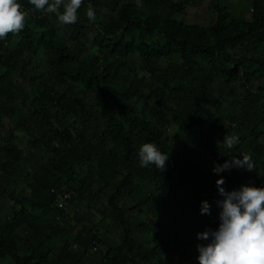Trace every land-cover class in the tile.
<instances>
[{
  "label": "trees",
  "instance_id": "1",
  "mask_svg": "<svg viewBox=\"0 0 264 264\" xmlns=\"http://www.w3.org/2000/svg\"><path fill=\"white\" fill-rule=\"evenodd\" d=\"M198 1L212 2L214 22L184 21ZM221 1L132 0L108 15L84 0L78 22L63 24L20 0L25 27L0 41V126H11L9 114L17 122L11 144L0 145V206L10 205L0 207V261L197 264L196 233L218 226L214 163L251 154L253 170L221 173L224 187L264 184V0H253L250 19ZM42 56L48 70L29 78ZM217 82L218 94L200 91ZM17 105L30 107V122ZM94 123L101 131L91 135ZM233 134L240 140L226 149ZM149 141L170 154L165 170L140 166ZM64 192L71 197L59 207ZM89 196L109 211L98 223L72 216ZM204 200L210 215L200 212Z\"/></svg>",
  "mask_w": 264,
  "mask_h": 264
},
{
  "label": "clouds",
  "instance_id": "2",
  "mask_svg": "<svg viewBox=\"0 0 264 264\" xmlns=\"http://www.w3.org/2000/svg\"><path fill=\"white\" fill-rule=\"evenodd\" d=\"M84 0H30L35 10L55 14L63 24H75ZM89 21L97 19L95 7L89 3L86 9ZM29 11L20 0H0V39L10 32L24 29ZM240 140L238 134L225 135L221 143L232 149ZM242 157V158H241ZM141 167L154 165L165 170L170 154L161 150L155 142H145L138 149ZM233 168L252 171L251 154H241L214 163L212 172L219 178L216 187L221 199L216 201L218 226L196 233L197 264H264V184H241L227 190L221 173ZM201 214H211V204L201 202Z\"/></svg>",
  "mask_w": 264,
  "mask_h": 264
},
{
  "label": "rangeland",
  "instance_id": "3",
  "mask_svg": "<svg viewBox=\"0 0 264 264\" xmlns=\"http://www.w3.org/2000/svg\"><path fill=\"white\" fill-rule=\"evenodd\" d=\"M103 6V12L108 15L115 14L118 10V8L128 2H131L132 0H99ZM183 1V0H178ZM252 4L253 0H243V1H229V0H222L219 5L222 7L227 8L234 16H244L247 19H250L251 12H252ZM186 17L184 18V21L187 24H200V25H209L210 23L214 22L216 19V14L214 11V5L212 2H197V6L188 7L185 11ZM1 41V39H0ZM13 47V46H12ZM14 48V47H13ZM95 53V50H93ZM34 65L27 71V76L29 78H32L36 75H38V66H41V68L48 70L49 63L44 59L42 56L39 59H36L34 62ZM21 80V79H20ZM22 82V80H21ZM207 89L212 90L215 94H218L220 90L222 89V84L220 82H217L213 85L209 84H203L200 88L201 92L206 91ZM17 108H21L23 112L22 120L30 122L31 121V115H30V107H20L15 106ZM8 118L11 121V126L7 123H4L3 126H0V145H7L11 144V137H10V131L13 130L14 127H16L17 122L14 119H11V115L9 114ZM89 132L91 135H96L99 131H101L99 125L97 123L92 124L89 128ZM15 136L17 137V140L15 143L20 147L25 148L27 141L25 136L22 133H15ZM169 137L173 140V142H178L177 137V130L175 127L170 123L169 125ZM255 160L261 158V153H258L254 156ZM212 165V162H208V167ZM96 187V191L99 190L98 186ZM92 200V197L89 196L86 202H78L77 203V210L72 214L74 219H78L79 221H82L83 217H87L90 220H93L94 222L98 223L101 221L102 216L98 214V211H102L105 215L109 214V211L104 203V201L98 202L96 205H92L90 201ZM171 203H174L173 199L170 200ZM126 204L128 206L133 207V203L130 201H126ZM1 210L6 211L9 209L10 205L6 202H1ZM131 216L136 218L137 220L143 221L144 217L139 215L138 213H131ZM106 225H111V222L109 221L106 223ZM57 255H60L63 251L62 247L56 248ZM100 251L103 252V249ZM100 254L95 253V256L98 257ZM75 260V259H74ZM71 260L69 261V264H75V261ZM0 264H13V261L11 259H6L0 261Z\"/></svg>",
  "mask_w": 264,
  "mask_h": 264
},
{
  "label": "built area",
  "instance_id": "4",
  "mask_svg": "<svg viewBox=\"0 0 264 264\" xmlns=\"http://www.w3.org/2000/svg\"><path fill=\"white\" fill-rule=\"evenodd\" d=\"M71 197V194L64 192L58 195L59 207H64L66 205V200Z\"/></svg>",
  "mask_w": 264,
  "mask_h": 264
}]
</instances>
